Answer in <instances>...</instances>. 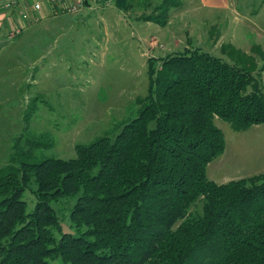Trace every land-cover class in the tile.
<instances>
[{
    "label": "trees",
    "instance_id": "16d2710c",
    "mask_svg": "<svg viewBox=\"0 0 264 264\" xmlns=\"http://www.w3.org/2000/svg\"><path fill=\"white\" fill-rule=\"evenodd\" d=\"M251 3L255 14L264 0ZM253 49L261 64L193 45L151 58L138 114L76 145V157L38 154L55 140L26 126L0 166V264H264V173L224 183L207 174L226 146L217 118L235 130L264 123V49ZM64 196H77L79 235L62 229L52 204Z\"/></svg>",
    "mask_w": 264,
    "mask_h": 264
},
{
    "label": "rangeland",
    "instance_id": "374dc122",
    "mask_svg": "<svg viewBox=\"0 0 264 264\" xmlns=\"http://www.w3.org/2000/svg\"><path fill=\"white\" fill-rule=\"evenodd\" d=\"M119 1L123 9L113 0L109 6L97 5L78 14L54 12L31 22L18 35L4 36L0 166L8 162L26 126L54 138L52 146L38 151L43 157H76V145L118 133L125 120L138 114V98L148 94L153 57L193 45L227 60L237 49L262 62L253 47L264 49V4L254 14L251 0H233V10L228 11L208 10L199 0H178L179 6H168L167 0ZM145 15L165 24L146 21ZM256 74L264 89V71ZM216 123L225 134L226 146L208 164V177L224 183L264 173V123L246 130H235L224 119L217 118ZM36 189L33 180L24 193L28 212L35 208ZM76 200L77 196H64L52 204L62 229L79 235L70 215ZM192 209L201 211V202Z\"/></svg>",
    "mask_w": 264,
    "mask_h": 264
},
{
    "label": "built area",
    "instance_id": "2783aa9c",
    "mask_svg": "<svg viewBox=\"0 0 264 264\" xmlns=\"http://www.w3.org/2000/svg\"><path fill=\"white\" fill-rule=\"evenodd\" d=\"M113 0H3L2 5L6 10L16 9L23 18L38 20V12L44 9V5L53 12L80 13L85 9H95L98 5L109 6ZM104 2V3H102ZM93 4V5H92ZM21 27L10 31V35L20 33Z\"/></svg>",
    "mask_w": 264,
    "mask_h": 264
},
{
    "label": "crops",
    "instance_id": "0c3cea01",
    "mask_svg": "<svg viewBox=\"0 0 264 264\" xmlns=\"http://www.w3.org/2000/svg\"><path fill=\"white\" fill-rule=\"evenodd\" d=\"M2 1L3 0H0V3H2ZM199 1H200V4L203 7L207 8L208 10H214V11L233 10L232 9L233 8L232 7L233 6L232 5L233 0H199ZM0 5H1L0 6V43H2L4 36L5 37L9 36L10 31L21 27L22 29H21L20 33H22L24 30H27L30 28L29 26L31 25V22L37 21V19L34 20L35 18L34 19L23 18L19 15V13L17 12L16 9L6 10L2 4H0ZM232 12H234V11H232ZM49 15H55V13L49 7L44 5V9L42 11L38 12V14H37L38 20L40 18H42V16H49ZM242 16H244V15H242ZM240 19L247 20L249 22H250V20H252V19L247 18V17L245 19L240 17ZM255 24H254V26L257 25V24L255 25ZM244 25L248 27L249 24L244 22ZM258 28H261V27L258 26ZM20 33H18V34H20ZM263 71L261 72L262 74H263Z\"/></svg>",
    "mask_w": 264,
    "mask_h": 264
}]
</instances>
